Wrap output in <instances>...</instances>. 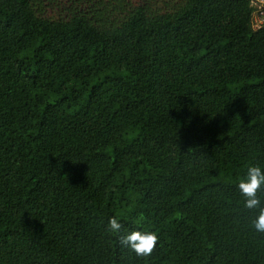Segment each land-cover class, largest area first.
<instances>
[{
    "label": "trees",
    "instance_id": "obj_1",
    "mask_svg": "<svg viewBox=\"0 0 264 264\" xmlns=\"http://www.w3.org/2000/svg\"><path fill=\"white\" fill-rule=\"evenodd\" d=\"M251 15L249 0H0V264H264L238 188L264 170ZM133 229L159 237L150 256L119 243Z\"/></svg>",
    "mask_w": 264,
    "mask_h": 264
},
{
    "label": "clouds",
    "instance_id": "obj_2",
    "mask_svg": "<svg viewBox=\"0 0 264 264\" xmlns=\"http://www.w3.org/2000/svg\"><path fill=\"white\" fill-rule=\"evenodd\" d=\"M264 186V170L259 165L249 164L243 177L238 178V188L244 197V207L258 209V215L252 220V226L258 232H264V203L257 193ZM122 224L118 217L110 216L107 221V231L113 235L121 232ZM159 237L154 231L133 229L119 235V243L127 247L138 257H147L155 251Z\"/></svg>",
    "mask_w": 264,
    "mask_h": 264
},
{
    "label": "built area",
    "instance_id": "obj_3",
    "mask_svg": "<svg viewBox=\"0 0 264 264\" xmlns=\"http://www.w3.org/2000/svg\"><path fill=\"white\" fill-rule=\"evenodd\" d=\"M252 7L251 24L254 30L264 26V0H249Z\"/></svg>",
    "mask_w": 264,
    "mask_h": 264
}]
</instances>
